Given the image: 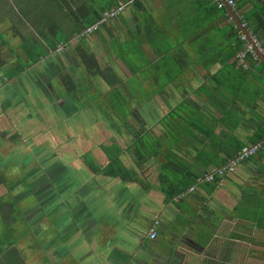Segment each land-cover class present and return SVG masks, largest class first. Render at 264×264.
Segmentation results:
<instances>
[{"label":"crops","instance_id":"crops-1","mask_svg":"<svg viewBox=\"0 0 264 264\" xmlns=\"http://www.w3.org/2000/svg\"><path fill=\"white\" fill-rule=\"evenodd\" d=\"M120 1L126 0H0L4 62L10 67L20 62L19 58L32 63L12 79L5 76L8 68L0 69V80L5 82L0 91L6 90V81H25L30 73L35 85H27L43 97L40 87L52 80L45 99L55 110L50 112L61 113V119L68 113L72 119L84 111L76 106L87 100L83 95L90 91L103 95L102 104L108 105L106 96L117 89L134 112V119L129 121L144 128L148 137L143 151L146 158L140 167L127 152L135 139L125 127L118 132L114 124L108 125L107 116L98 122L107 133L102 139L60 140L57 159H53L55 166L64 167L61 171L67 177L54 176L51 180L53 202L44 204L34 195L33 213L23 205L28 196L17 198L10 211L2 209L0 201V219L3 211H15L21 222L17 228L42 234L47 231H43L41 218H53L47 222L54 236L32 244L38 246L35 251L27 249L33 264L44 262L33 254L41 250L49 264H264V138L258 151L239 163L233 173L212 182L194 183L190 185L193 191L182 196L167 198L163 192L185 171L202 176L226 161L236 144H252L256 133L264 132V67L253 62L238 83L235 75L239 68L224 60L229 52V23L220 19L216 0H138L97 31L77 37L90 16ZM240 1L247 12H254L255 4H264V0ZM155 36L160 39L154 40ZM114 39L117 47L125 42L132 46L128 48L136 58L130 60L138 64L131 65L125 58L128 66L117 56V48L110 45ZM167 39L172 44L163 50L170 42ZM21 43L23 48L47 52L39 60H29L26 51L20 50ZM61 43L65 47L57 51ZM81 51L94 54L100 70L111 68L118 82L110 86L102 76L88 74ZM65 73L76 85L72 92L63 94ZM129 77L137 84L132 85ZM215 77L239 85L238 102L229 101L236 87L220 84ZM82 82L88 83V90ZM134 85L137 90L132 91ZM75 93L80 101L71 100ZM12 96L3 99L11 100L10 106ZM184 103L200 116L196 127L184 124L180 132L177 128L171 131L167 122L161 124L163 115ZM223 111L228 113L222 116ZM112 143L122 149L119 158L126 167L135 169L137 180L95 174L84 163L83 156L88 153L105 166L109 160L101 145ZM172 156L184 173L169 169L167 162ZM64 183L67 189L61 197L57 186ZM10 220L18 221L16 217ZM155 220L159 222L157 235L150 239L145 235ZM5 226L2 224V230Z\"/></svg>","mask_w":264,"mask_h":264},{"label":"trees","instance_id":"trees-1","mask_svg":"<svg viewBox=\"0 0 264 264\" xmlns=\"http://www.w3.org/2000/svg\"><path fill=\"white\" fill-rule=\"evenodd\" d=\"M138 0H134L132 3L137 2ZM217 6V5H216ZM256 8L254 9V12H250V11H246L242 9V3L240 0H235V7L233 8L236 15L239 17H241V19L245 20L247 22V27L256 34V36L261 40L262 46L264 47V4H255L254 5ZM219 12H220V19H225L228 21L229 23V30L226 32V35L229 36V40L230 43H228L229 46V52L226 55V57L224 58V60H231L230 65L234 68L237 67L239 68V71L237 70L236 79L238 81V83H240L239 78L243 77L248 70V66L251 65L254 61L251 60L250 57H248L249 60V64L247 67H243L241 60L239 59V57L237 56L238 52L243 49L244 45V40H241L239 37V31L237 30V28L234 27V20L231 18L228 10L226 9V6H222L219 7ZM109 9V8H108ZM107 9V10H108ZM107 10H103V11H97L96 15H92L90 16V18L87 19V22L84 23L83 26L87 27L91 24H93L94 22H96L99 18H101V16L103 15V13ZM121 14V13H120ZM119 15V14H118ZM117 15V16H118ZM116 16V17H117ZM115 18V17H114ZM113 19V18H111ZM240 19V18H239ZM110 20V19H109ZM236 23V22H235ZM107 24V23H104ZM103 25V24H102ZM101 25V26H102ZM82 26V27H83ZM83 27V29L85 28ZM82 29V30H83ZM98 29H96L97 31ZM80 33V32H79ZM89 35V34H88ZM87 36V35H85ZM80 36L82 38L85 37ZM67 38H65L66 40ZM51 46L54 49V46L51 44ZM36 49L38 48H24V50L26 51V55L29 58V60L32 61H36L39 60L41 58V55H45L46 54V50H40L39 52H36ZM2 50L0 49V69L2 68H8L5 71V76L6 78H14L18 75H20L21 72H23L25 70L26 67L30 66L32 63H23V60L21 58H19L20 62H17L14 66L8 65L7 63L4 62V59L2 58ZM207 54H205L206 56ZM215 55V54H214ZM80 57L83 60V62L85 63V65L87 67L86 70L88 72V74L96 77L97 75L102 76L108 83L110 86H113L114 84H116L118 82L117 77H115V73L112 71L111 68L107 67L105 69H99V66L97 64V61L94 57V54H92L91 52H87V51H81L80 52ZM258 63L262 64V66L264 67V62H262L261 60L257 61ZM239 63V65H238ZM211 64V63H208ZM9 66V67H7ZM247 68V69H246ZM114 76V78H112ZM63 78V83L65 84V86L67 87V91H73L74 90V86L76 85L74 83V81L72 80L71 76L67 73L62 75ZM218 78V83L220 84H224L223 85H229V86H235L236 87V91L233 95H231V97L226 96L224 98L228 97L230 98L229 101L232 102H238V88L239 85L236 86V84H231L227 82V78H219V77H215V80ZM231 82H234L233 80H231ZM53 84V83H52ZM214 91V90H213ZM212 94H214V92H212ZM210 95V94H209ZM97 97V96H94ZM94 98H92L93 100ZM109 102H113L114 104H122L124 107L128 104V101L125 100L124 96L121 94L120 91H118L117 89L113 90L112 94H110L107 98H106ZM71 100H79V96L75 93L72 94ZM81 100V99H80ZM79 100V101H80ZM92 100H82L79 103L76 104V106H78V108L81 109V107H86ZM11 100H3L2 101V107L3 109H6L7 107H9L11 105ZM191 104V103H190ZM98 111L97 113L99 115H102V117H106L108 118V125H110V123L114 124V128H118V126H116L115 122H121V118L119 116H123L126 117L128 115V117L126 118L127 120V124L123 126V128L125 127V129L127 130V133L129 135H131L132 138L135 139L134 142H132V145L129 146L127 148V152L130 154V156H134V158H132L134 160L135 163H137L139 165V167L141 166V164L143 163L142 161L145 160L146 158V154L143 153V151H145L144 149L147 148V143H148V137H147V133H145V129L140 128V127H136V123L129 121L130 119H134V112L132 111V107L130 106L127 109H114L113 107H110L108 109L107 108H103V107H97ZM48 111V110H46ZM87 111V110H86ZM119 111V112H118ZM50 112V111H48ZM222 116L227 114V111H223L221 112ZM121 114V115H120ZM68 117V113L65 115L64 117H62V119ZM69 120L68 121H64L67 125L70 124L71 119L70 117H68ZM200 119V116H198L195 111L193 110V107L191 105H189L188 103H184V104H178L175 105V107H172L170 111H168L165 115L162 116L161 119V124L164 125V122H167V124H170L169 129L171 131H174L173 129H178V131L182 132L183 130L179 127H184V124L187 126H194L196 127L198 124V121ZM200 123V122H199ZM122 125V124H121ZM107 126V125H105ZM200 126V125H199ZM63 128V127H62ZM118 132H120L118 130ZM257 136V140L253 143H257L260 142L262 143V141H260V139L264 138V132H257L256 133ZM133 139V140H134ZM15 143L17 141V139L14 140ZM241 145H235L234 149L231 150V152H233L231 154V156L224 162H222V164L216 166H222L225 163H227V161L231 158H233L234 156H236V154L238 153V151H240L241 149ZM102 150L104 151V153L107 155L109 162L105 165V166H101L98 163H96L92 157L87 153L83 156L84 158V163L89 167V169L95 173V174H103V175H107L110 177H120L121 179H125V180H137L139 177L136 175V171L134 169V171L128 167H126L121 159L119 158L120 153L122 152V149L112 143L109 146L106 145H101ZM136 157L138 158V160L136 159ZM199 157V156H198ZM30 157L26 158L25 160L22 161V163L24 162H29ZM250 158V157H249ZM247 158V159H249ZM175 157H169V161L167 162V164L169 165V169L174 170V169H178L180 170V168L175 165L177 162L175 161ZM3 161L0 159V162ZM12 163L8 164V165H1L0 164V184H2L5 188H6V196H0V201L1 202V206L2 209L5 208H9L8 210L10 211V206H14V201H16V199L18 198V200H22L24 196H31V195H35L38 196V200L40 201V197H42L43 199V203L46 204L47 202H49V204H51L53 202V199L55 198L53 196L52 193V188H51V180L54 178V176H59L60 178L65 179L67 177L66 173L64 171H61L64 167L63 166H55V164L50 168H46L44 171L41 167H34L32 168L30 171H26L24 172V174L21 175V177H17L13 182L9 180V178H11V170L9 169V165H11ZM58 167L60 168L59 171H61L59 174H55L56 169L58 170ZM180 173H184L182 172V170H180ZM191 170H187L185 171V173L183 174V176H181L180 178L177 179V181L175 183H171L169 188H164L163 192L165 194V196L167 198H171L175 195H180V194H184L186 191V188L192 184H198V183H206V182H200L198 181V179L200 177H203L205 173H207L208 171H206L202 176H198L196 174H193L190 172ZM54 172V174H53ZM228 175V174H227ZM226 176V175H225ZM30 179H32V181L34 183H30L28 182ZM177 178V177H176ZM219 176H216V179H218ZM12 182V183H11ZM210 182V181H209ZM47 183H49L47 186ZM43 185V186H42ZM42 186V187H41ZM57 188L59 189V193L61 195V197L65 196V192L67 189V184L64 183L62 184V186L59 188V185L57 186ZM39 190V191H37ZM44 191V192H43ZM38 194V195H36ZM42 194V195H41ZM11 197V198H10ZM11 206V207H12ZM44 210H46L44 208ZM50 214V211H47ZM57 224H54V226ZM45 227L48 228H52L51 223L48 225H45ZM44 231H46V228L44 229ZM63 232H67L70 230H66L62 229Z\"/></svg>","mask_w":264,"mask_h":264},{"label":"rangeland","instance_id":"rangeland-1","mask_svg":"<svg viewBox=\"0 0 264 264\" xmlns=\"http://www.w3.org/2000/svg\"><path fill=\"white\" fill-rule=\"evenodd\" d=\"M103 1L104 0H97V3H101ZM62 19H63V16H61V20ZM60 36L61 38H63V33H60ZM158 39H160V36L154 37V40H158ZM163 40L165 41L166 39H163ZM167 40H169L170 42H166L165 44L166 46H164L165 48H162L163 50L166 49L167 46L172 44L171 43L172 40L170 39H167ZM116 42H117V39H114L113 42H110L111 47L113 49L117 48V50H115V52L118 53L117 56L118 55L121 56V59L126 63V65L128 64L129 66L128 61L130 60V58L132 59L136 58V55L134 54V57L132 56V52L128 48V46H130L128 43L125 42L123 43V45L118 44L119 47H117ZM22 46H23V43H21L20 50L24 49ZM3 50L5 51L7 49H3ZM40 50L41 49L38 48L36 49V52H39ZM12 51L16 52L15 49H12ZM125 58H128L129 60L125 61ZM134 62L135 64H138L134 60L133 64L131 61V65H134ZM29 74L30 73H28V77L24 79L25 81L23 80L6 81L7 85H6V88H4L6 90L0 91V159L3 160L0 162V164L8 165L12 163L11 165H9L10 167L9 169L11 170L10 172L11 178H9V180L12 182L17 177H21V175L24 174V172L30 171L34 167H41L44 171H46L45 169L47 167L48 168H50V166L52 167L55 164L53 156H55V159H57V153H59V150L57 149V147H58V142L60 140L65 141V138L67 140L69 137L73 139V138H84V137H90V136H92L93 138L102 139L103 137L107 135V133L102 131V129H100L99 127L100 123L98 122L100 121V119H98L97 121L92 119L91 112L85 111L86 110L85 107H81V109H84V111H81L78 114H76L75 117L71 120L70 124L68 125L64 122L65 118L61 119V116H60L61 113L57 114L54 112L46 111V110L55 111L53 110V107L51 106V104L45 101V99L48 98V93L50 91H46V92L43 91L44 92L43 97L41 96V94L38 95L34 91L32 92L31 87L28 86L27 83L29 85H33V84L35 85V81L31 80L32 75L31 74L29 75ZM79 76L81 79L82 74H79ZM131 79H132V82H131L132 85L137 84L136 81L132 77H129V80ZM87 81L89 82V80ZM4 83L5 82L0 80V86L3 85ZM83 85H85L87 90L89 89L88 83L84 82ZM66 88L67 87L65 86V88L62 90L64 92L63 94L67 93ZM136 88H137V85H134L132 91L137 90ZM9 93L11 96L15 93L12 96L13 98L12 101L14 103L12 106H9L6 109H3L2 101L7 96L10 97ZM84 96L88 97V98L86 97L87 100H92V98H95L94 97L95 93L90 91V94L88 93L87 95L86 94L83 95V97ZM96 98H98L99 101L101 100L99 104L100 106H98L99 108L100 107H103V108L113 107L116 110L118 109L120 110L123 108L127 109L126 105L124 107L123 105L119 103L114 104L113 102L112 103L109 102L108 104L109 106H108L103 102L105 104L103 105L102 104V101H103L102 98H104L103 95H100L99 97H96ZM247 99L249 100L248 96H247ZM119 117L121 118V122H115L116 126H118V128H115V129L121 131L123 126L127 124L126 118L128 117V115L126 117H123L122 115ZM85 120H88V122H90V120L96 121L95 123L94 122L92 123V126H90L91 128L87 127L88 133L84 132L82 128L83 122ZM15 139H17L16 143L14 141ZM66 145L67 144H65L64 146ZM83 146L85 145H82V149L80 151L83 150ZM53 152L55 153V155H53ZM28 157H30L29 158L30 161L22 163V161ZM28 182L34 183L32 179H30ZM47 185L48 184L44 186H47ZM0 196H3V197L6 196V188L2 184H0ZM35 204H36V199H34V196L29 195L25 199L23 205L26 206L29 211L33 210V213H34L36 212L35 206L34 208H32L31 206ZM21 205L22 204L20 203V206ZM9 213L6 214L5 211H3V214L5 215L4 217L1 216V219H0V264H30V263L33 264L32 262H30V260H32V257H30L29 259V257L26 255L27 249L35 251L36 249H38L37 248L38 246L32 247L31 246L32 244H36L42 239L43 240L48 239L54 236V233L53 234H51V232L49 233L50 228L48 227H43L44 229L46 228L47 232H43L42 234H36L34 233V231L27 232L25 227L17 228L16 225L21 224V222L18 219L19 215L18 214L16 215L15 211H13V213H10V215ZM37 213H39V211H37ZM13 217L17 218L18 220L17 223H15L16 220H10V218H13ZM52 220L53 218L51 217H49V219L41 218V221L43 222L44 226L50 224L47 221H52ZM1 223L3 224V226H5V223H11V224L10 225L7 224L5 228H3L2 230ZM32 227H34V224L32 225ZM47 235H50V236L47 237ZM43 240H42V243H43ZM28 245L30 247H28ZM44 253L45 252H43L42 250L39 252H33V254H37L39 256V259H43L41 261L42 262L44 261L43 262L44 264H49V262L46 261L47 259L46 256L44 257L42 256Z\"/></svg>","mask_w":264,"mask_h":264},{"label":"built area","instance_id":"built-area-1","mask_svg":"<svg viewBox=\"0 0 264 264\" xmlns=\"http://www.w3.org/2000/svg\"><path fill=\"white\" fill-rule=\"evenodd\" d=\"M133 1L134 0L120 1L118 4L110 7L107 11L103 13L101 18H99L96 22L85 27L80 33H77V37L88 35L92 33L93 31H95L96 29L100 28V26L106 23L109 19L114 18L118 14L123 12L128 7V5L132 4ZM225 3H227L233 8L235 7V0H216V4L218 7L225 6ZM239 18L241 21L240 26L234 22V27L237 28V30L239 31L240 39L244 40V43H243L244 47L238 52L237 56L241 60L243 67H247L249 64L248 57H250L252 61L257 62L260 60L258 56V52H261L262 55L264 56V47L262 46L261 40L256 36V34L253 33L247 27V22L241 19L240 16ZM243 28L247 30L248 34L243 32ZM64 47L65 45L61 43L60 46L57 48V51L63 50ZM261 144L262 143L257 142V143H252V144H247V145L242 146L240 151H238V153L236 154V156L229 159L227 163H225L224 165L210 169L207 173L204 174L203 177H200L198 181L212 182L216 179V176H219V178H222L225 175L232 173L240 162L246 160L247 158L255 154L260 148ZM193 189H194V186H190L189 189L185 191V193L191 192L193 191ZM182 195L184 194L182 193L178 196H182ZM158 223L159 222L157 220L154 221L152 226L147 231L145 235L146 237L150 239H154L156 237L157 235L156 229H157Z\"/></svg>","mask_w":264,"mask_h":264},{"label":"flooded vegetation","instance_id":"flooded-vegetation-1","mask_svg":"<svg viewBox=\"0 0 264 264\" xmlns=\"http://www.w3.org/2000/svg\"><path fill=\"white\" fill-rule=\"evenodd\" d=\"M111 20V19H110ZM109 22V20L107 21V23ZM101 27V26H100ZM50 83L51 82H49V81H47L46 83H44L41 87H40V89H41V91L43 92H46V91H49V86H50ZM43 92V93H44ZM97 97H99V96H97ZM96 98V97H95ZM94 98V99H95ZM92 100L85 108H88V109H86V110H88V111H90L91 112V115H92V119H94V120H98V119H100L101 117H102V115H99L98 113H97V111H96V108L99 106V102H101V100L99 101V99L98 98H96L95 100ZM97 100V101H96ZM91 103H94V104H92V105H90ZM97 105V106H96ZM136 115L138 114V113H135ZM105 117H103L101 120H103ZM90 119H91V117H90ZM94 120H92L93 122H94ZM90 122H91V120H90ZM90 122H88V120H85L84 122H83V126H82V128H83V130H84V132H86V133H88V130H87V127H89V128H91L90 126H91V124H90ZM95 123V122H94ZM40 200H42V198H40Z\"/></svg>","mask_w":264,"mask_h":264},{"label":"water","instance_id":"water-1","mask_svg":"<svg viewBox=\"0 0 264 264\" xmlns=\"http://www.w3.org/2000/svg\"><path fill=\"white\" fill-rule=\"evenodd\" d=\"M226 9L228 10L232 19L240 26L241 21H240L239 17L236 15L234 9L228 4H226ZM243 32L248 34L247 30L244 28H243ZM258 56H259L260 60L264 62V56L262 55L261 52H258Z\"/></svg>","mask_w":264,"mask_h":264},{"label":"clouds","instance_id":"clouds-1","mask_svg":"<svg viewBox=\"0 0 264 264\" xmlns=\"http://www.w3.org/2000/svg\"><path fill=\"white\" fill-rule=\"evenodd\" d=\"M227 3H225V6H226Z\"/></svg>","mask_w":264,"mask_h":264}]
</instances>
